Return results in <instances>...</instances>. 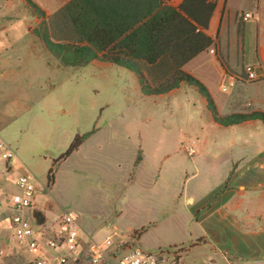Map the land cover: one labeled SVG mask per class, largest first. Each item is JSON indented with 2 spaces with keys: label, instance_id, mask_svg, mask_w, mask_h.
<instances>
[{
  "label": "rangeland",
  "instance_id": "374dc122",
  "mask_svg": "<svg viewBox=\"0 0 264 264\" xmlns=\"http://www.w3.org/2000/svg\"><path fill=\"white\" fill-rule=\"evenodd\" d=\"M33 1L51 16L69 0ZM38 25L25 0H0V137L16 154L10 174L2 175L0 167V208L17 191L15 179L28 172L43 186L37 200L47 220L72 213L85 243L111 237V254L121 256L133 247L162 253L175 264L185 250L175 245L180 185L185 172L206 167L205 155L191 165L182 153L199 154L200 128L211 122L203 98L187 84L146 96L136 76L116 65L64 67L32 34ZM209 49L217 54V45ZM143 71L155 85L153 70ZM208 80L215 96L260 92L258 86L228 83L224 91L215 74ZM10 105L11 118L4 117L2 108ZM197 125L198 133L193 130ZM92 132L59 161L77 136ZM51 169L53 184L48 183ZM28 259L8 232L0 235V264H27Z\"/></svg>",
  "mask_w": 264,
  "mask_h": 264
},
{
  "label": "crops",
  "instance_id": "0c3cea01",
  "mask_svg": "<svg viewBox=\"0 0 264 264\" xmlns=\"http://www.w3.org/2000/svg\"><path fill=\"white\" fill-rule=\"evenodd\" d=\"M184 1L168 3L178 7ZM215 2L206 34L216 41L217 54L208 49L183 69L207 85L220 115L264 112V0ZM246 14L251 18L245 21ZM246 52L250 62L247 65ZM218 57L224 59L227 69ZM248 67H253L252 78L246 73ZM212 74L216 75L219 88L234 81L233 87L254 85L260 92L215 96L208 80ZM203 102L206 104L204 99ZM13 110L11 105L2 108L4 117L11 118ZM198 128L194 127V132L198 133ZM200 129L198 156L182 152L183 159L191 165L199 164L205 155L206 167L185 172L180 185V212L174 221L179 241L175 245L185 250L178 254L175 264H264V123L254 120L223 127L211 117V122ZM230 134L232 139L227 137ZM14 168L13 163L11 172ZM161 172H156L157 179ZM39 205L37 200L41 211Z\"/></svg>",
  "mask_w": 264,
  "mask_h": 264
},
{
  "label": "trees",
  "instance_id": "16d2710c",
  "mask_svg": "<svg viewBox=\"0 0 264 264\" xmlns=\"http://www.w3.org/2000/svg\"><path fill=\"white\" fill-rule=\"evenodd\" d=\"M25 1L39 20L32 34L62 66L78 68L101 62L125 68L136 76L141 92L151 97L187 84L205 100L214 123L223 127L254 120L264 123V112L220 115L208 88L183 69L217 45L206 34L215 0H185L178 7L168 0H69L51 16L33 0ZM218 59L227 69L224 59ZM143 67L153 70L155 85L148 81ZM91 134L77 136L59 161ZM54 179L51 169L48 183L53 184ZM36 214L41 222L45 220L40 212Z\"/></svg>",
  "mask_w": 264,
  "mask_h": 264
},
{
  "label": "built area",
  "instance_id": "2783aa9c",
  "mask_svg": "<svg viewBox=\"0 0 264 264\" xmlns=\"http://www.w3.org/2000/svg\"><path fill=\"white\" fill-rule=\"evenodd\" d=\"M250 18V14L244 16L245 21ZM246 73L252 78L253 67H248ZM233 84L234 81L229 85ZM15 157L12 147L0 137L2 175L11 172ZM14 183L17 193L7 198L4 208H0V235L8 232L15 245L30 255L27 264H171L162 253L133 247L122 251L121 256L118 251L111 254V237L102 243H85L78 219L72 213L50 221L40 212L45 217L41 222L36 214L40 211L36 202L38 193L43 190L42 184L28 172L20 175Z\"/></svg>",
  "mask_w": 264,
  "mask_h": 264
}]
</instances>
